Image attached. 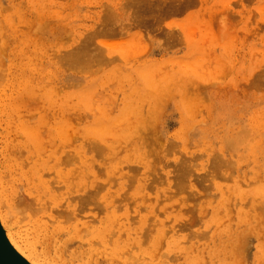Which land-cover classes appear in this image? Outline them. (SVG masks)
I'll return each mask as SVG.
<instances>
[{
    "label": "rangeland",
    "instance_id": "374dc122",
    "mask_svg": "<svg viewBox=\"0 0 264 264\" xmlns=\"http://www.w3.org/2000/svg\"><path fill=\"white\" fill-rule=\"evenodd\" d=\"M148 1L149 11L128 0H0V41L7 45L0 78L8 80L19 69L55 72L53 85L67 98L62 104L72 129L92 147L89 215L83 213L77 226L69 221L76 227L66 223L71 235L55 241L40 230L47 244L43 258L49 264H264V94L249 87L253 70L264 66V15L258 7L264 0H247L245 7L254 10L239 16V9L225 7L228 0ZM108 2L119 4L109 25L117 31L105 33L107 48H93V36L98 42L97 32L104 30L100 5ZM80 48L91 58L68 66V54ZM7 80L0 79L6 91L0 90V174L9 170L3 179L10 181L11 135L3 124ZM135 134L150 137L152 150ZM75 142L78 149L82 141ZM139 150L148 157L142 160ZM95 183L105 188L97 190ZM113 195L124 197L131 214L135 209L143 216L133 222L134 233L118 234L109 220L89 222L92 215L104 218L103 205ZM21 209L15 213L26 215L24 223L17 220L25 228L15 229L37 228V217ZM45 219L41 223L47 221L51 231L57 223ZM78 227L84 230L76 233Z\"/></svg>",
    "mask_w": 264,
    "mask_h": 264
},
{
    "label": "bare ground",
    "instance_id": "6f19581e",
    "mask_svg": "<svg viewBox=\"0 0 264 264\" xmlns=\"http://www.w3.org/2000/svg\"><path fill=\"white\" fill-rule=\"evenodd\" d=\"M128 3H130L131 5L139 4L141 5L140 8L144 11H149L152 7L151 2L148 0H128ZM157 4L159 3H156V5ZM160 5L158 7L159 8L161 7L160 9H162V5L161 6ZM175 5L176 6L174 7V10L175 8L177 10L179 8V5L177 4ZM171 6L172 5H170L171 9L170 8L169 9L172 11L173 9L172 7L174 5L172 7ZM162 10L167 11L166 8L165 10L164 9ZM124 28L125 26H120V29H124ZM116 31L117 29H115V27L109 26L105 33L113 34ZM4 39H2V41ZM2 41H0V63L2 60L1 54L5 52L3 51V49L7 48L6 47L7 45L5 44L6 40L5 42L3 41L4 44ZM3 45H4V48H3ZM4 55H7V54L5 53ZM87 62L88 61L86 60L85 62L78 64V65H85L87 64ZM5 66L0 67V69L2 68L1 71L4 70ZM150 66L152 65L150 64ZM149 67H147V69H149ZM9 70L7 71L9 72ZM47 72H46V75H42V73L39 72L38 69H19V70H16L14 73L10 72L11 74L10 78L8 80L6 78V80L7 81L10 80V82L7 83V85L5 86L9 85L11 88V92L9 94L3 93L5 98L7 99V102L5 103V107L3 108V110L5 111L3 114L6 117L5 123L3 124H4V129L8 128L7 134L11 135L10 138H7V139H10L11 146L9 143L7 144V146L9 145L7 148L11 147L10 150L12 153V156H11L12 161L7 164V169H8V166L10 167L9 168L10 174H11L10 181H8L6 178L3 179V176L5 177L6 176L5 174H8L9 170L5 168L8 172L6 171L5 173H3L4 174L3 176H1L2 173L0 174V240H2V242L4 243V246L8 248V251L13 252L17 256V258L20 260V262H22V264H41L39 263L40 260H42L41 262L45 261L44 263L49 264L50 263L49 260L47 262V260L45 259L46 257L43 258L44 257L43 254H46L45 247L47 245V244L46 245L44 244V242H46L44 238H46L47 240L51 239V241L54 239L55 241L56 237L67 236V235L70 236L71 235L70 232L73 231L72 230L73 228L71 227L73 226V224L77 226L75 222H77L78 219H80L79 218L80 216L83 218L84 215L82 214L86 213L85 212L86 209L89 207V204L93 200V193L91 192V189L88 188L89 183H90V182L88 183L89 181L88 179L90 178L89 176H91L90 175L92 172L91 165L93 162L92 156H90L91 158L88 157V152L90 150L91 145L89 144L88 141L85 140L84 134H81L78 136L75 133V131L72 129L70 114L68 112V109H66V106H65L66 104L65 103H64L65 105L62 104L63 103L62 99L64 100L67 98H64V96H62L63 98L61 99L60 98L61 96L59 97L58 95V90H56L55 85H53L55 82V80H53V76H55V72H51V71H47ZM1 74L4 75L6 73L4 74L1 73ZM43 77H47L48 80L44 82L42 80ZM2 78L4 80L3 83H6L5 82L6 80L4 79L5 77H2ZM0 84L2 83L0 82ZM0 90L3 92L4 88H0ZM4 92L6 91L4 90ZM1 94L2 93H0V96ZM132 100L134 101V99ZM132 100H129V101H132ZM129 101H125V103ZM134 102H133V106L134 105L137 106L136 102L135 103ZM127 104L130 106L132 105V102L127 103ZM147 105L150 106L151 104L150 105L147 104ZM151 107H149L150 110L154 108V106L153 108ZM156 107L157 105L155 106L154 111L155 109H157ZM130 108L131 107H129V110H131ZM127 109H128V106H127ZM132 109L134 108L132 107ZM147 110H148V107H147ZM128 111L124 110V113ZM131 118H133V120L135 119V117H131ZM132 121L130 119V122ZM131 128L133 127H130L127 129H131ZM135 129H134V132L130 131L131 132L130 134L135 133ZM128 133L126 134L127 137L129 135ZM133 135H132V138H133ZM140 136L138 137L137 135V136H134V138L137 137L136 140L139 141L143 145V147L145 145L146 150L147 148H150V150H152L150 147L151 144L150 145L148 144L150 137L147 138L146 136L143 135V137L147 138L146 140L142 136L141 137ZM228 138L230 139H227V140L231 141V137H228ZM73 141H76V142L82 141L78 149H76V146L74 147V145H72ZM137 141L136 143H138ZM230 141H227V142H230ZM76 142L74 144H76ZM147 144L149 147H147ZM5 149H6V146H5ZM10 150L8 152H10ZM143 150H141L142 152H140L139 150L140 154L141 153L143 154ZM147 152L148 151H146V153ZM143 155H144L143 158H141L142 160L144 159L146 155L148 157V154L146 155L143 154ZM3 157L5 156H2V159ZM90 160H92L91 163H90ZM141 164L143 165V163ZM142 165H141V168L144 166ZM136 167L138 168V166H134V167L131 166V169L134 168L133 170L135 171ZM137 173H139V169ZM134 176L135 174L132 177L133 178L137 177V176L135 177ZM138 179H140V177L137 178V181H139ZM94 185L95 186L93 187L96 188L97 190L105 188L103 183H95ZM141 185L143 187L145 185L147 186L148 184H145V185L141 184ZM126 203L124 202L123 196L113 195L107 201L105 200V203L103 205V211H106V213H104L103 215L104 218H101L100 216L95 218L96 215H92L94 219H90V221L87 218L85 217L84 218L87 219L89 222H96L97 220V222H101V223H103L105 220H109L111 222L112 227L116 228V231L118 234H122L124 232L126 235H129L130 233H134L133 222L142 221L143 216L139 215L138 210H135V209H133V212L135 214H131L128 211V206L125 205ZM44 205H47V208H45L44 210H41ZM52 205H57V207H52ZM19 206H20V209L23 208V210L21 209L23 214L27 212L28 213L27 217L30 215V219H33L31 218V215L37 217V219H40L39 217L46 215L44 218L42 217V219L47 218L48 223L50 221L51 225L52 223L53 224L57 223V224H54V226L52 227V230L50 231L49 229L50 226L46 224L47 221L45 222L46 219L43 220L44 221L43 223H41L42 221L41 219L39 223V222H36L38 220L35 218L36 221L33 225L37 226L38 229L36 227L30 228V229L28 228L29 231L28 230L25 231L24 229V232H22V229L25 227L24 225L18 223L19 221L18 218H21L23 221L22 223H24L26 221V220L24 221L26 217L25 218L23 217L26 215L24 214V215H21L20 217H18L19 215H17L16 217L15 212H18L17 208ZM122 209H123V213L121 212ZM19 212L21 213V211ZM19 212L17 214H20ZM119 212L122 213L121 217H120ZM88 215L89 214L86 213V217H88ZM122 217L124 219H122ZM70 220H73L72 222L73 224L69 222ZM65 221H68V222H65ZM85 221L84 223L87 225V221L86 222ZM33 222L34 220L29 223H33ZM61 222H65V225L63 226L62 225L63 223L61 224ZM66 223L67 225L70 223L72 226L71 227L70 225L66 226ZM19 224L22 225L23 227L21 231L19 230L20 228L15 229L16 226ZM76 226H73V227H76ZM79 227L74 231L76 232L79 230L81 232L85 228L86 230L90 228L89 225H87L86 227L84 225L83 228L84 227L85 228L84 229L80 228L81 230L79 229ZM32 229L35 232H30V230L32 231ZM40 230L43 231V234L41 235L43 236L46 235V237H44L43 239H41V236H38V233ZM21 232L23 234L25 233V235H23ZM29 233L30 234L33 233L35 235L30 236L31 237L30 238L28 237ZM119 238L120 237L118 236L117 239ZM43 245L45 246L44 249L42 248ZM57 245L59 248V243ZM62 245L63 244H61V246ZM61 246H60V249L62 251L64 246L62 248ZM3 248H4L3 245H1L0 243V253L1 254H2ZM56 248H57L56 245H54L55 253L57 254ZM60 254L61 253H59L58 255L60 256ZM131 257H132V254H131ZM131 257H129V259H131Z\"/></svg>",
    "mask_w": 264,
    "mask_h": 264
},
{
    "label": "snow or ice",
    "instance_id": "6c2138e0",
    "mask_svg": "<svg viewBox=\"0 0 264 264\" xmlns=\"http://www.w3.org/2000/svg\"><path fill=\"white\" fill-rule=\"evenodd\" d=\"M247 0H237L235 4L232 2H228L225 4V7L230 9L233 12H236L237 9L240 10V12L237 13L239 16L240 13H244L245 15L254 9H248L247 7ZM100 7L104 10L103 11V16L104 19L102 21V26L104 27V31H98L97 35L101 37V39L97 42L96 36H93L92 38V47L96 48L98 45L103 46L104 48H107L108 45L104 43V38H105V32L107 31V28L109 25L112 23V11L119 8V4L115 2H108L100 5ZM257 6H254V8ZM259 10L262 15H264V3L258 6ZM157 24L160 25L161 30H160V36L162 38V41L167 40V36H165L163 32V21L159 20L156 21ZM137 24H143V18L142 17H137ZM168 28L172 27V24L169 23L167 25ZM91 57L88 55V51L80 48V49H75L73 52H70L67 56V65L70 67H74L78 64H81L85 62L86 60L90 59ZM253 72L255 73V79L252 80V84L249 85L250 88H255L258 89L262 94H264V66H262L259 69H254ZM52 207H57V205H52ZM47 208V205H44L41 210H44ZM103 264V262H101ZM250 264V262H249Z\"/></svg>",
    "mask_w": 264,
    "mask_h": 264
},
{
    "label": "water",
    "instance_id": "95a60500",
    "mask_svg": "<svg viewBox=\"0 0 264 264\" xmlns=\"http://www.w3.org/2000/svg\"><path fill=\"white\" fill-rule=\"evenodd\" d=\"M0 243L4 247L2 251L3 255L0 253V264H22L13 252L8 251V248L4 246L2 240H0Z\"/></svg>",
    "mask_w": 264,
    "mask_h": 264
}]
</instances>
